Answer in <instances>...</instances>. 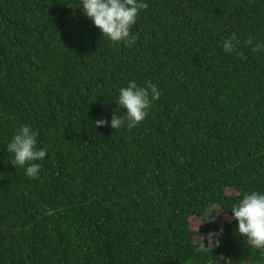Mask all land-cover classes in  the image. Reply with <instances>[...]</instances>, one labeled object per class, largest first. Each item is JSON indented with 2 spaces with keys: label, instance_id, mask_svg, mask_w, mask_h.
I'll list each match as a JSON object with an SVG mask.
<instances>
[{
  "label": "trees",
  "instance_id": "16d2710c",
  "mask_svg": "<svg viewBox=\"0 0 264 264\" xmlns=\"http://www.w3.org/2000/svg\"><path fill=\"white\" fill-rule=\"evenodd\" d=\"M143 2L128 45L80 0H0V264H264L230 212L264 192V0ZM131 80L160 90L146 118L96 126ZM22 124L38 178L10 163Z\"/></svg>",
  "mask_w": 264,
  "mask_h": 264
},
{
  "label": "clouds",
  "instance_id": "9594fccd",
  "mask_svg": "<svg viewBox=\"0 0 264 264\" xmlns=\"http://www.w3.org/2000/svg\"><path fill=\"white\" fill-rule=\"evenodd\" d=\"M84 15L94 27L100 30L103 37L114 43H135L131 28L136 24L141 10L147 8L143 0H80ZM250 43V41H249ZM239 42L235 36L225 39L222 48L226 53L237 51ZM264 48L257 44L256 49ZM161 93L156 84L147 82L140 86L135 80L128 82L126 87L118 90L117 105L124 109V117L113 114L111 121L100 119L96 126L110 123L113 129L122 126L133 128L148 115L153 101L160 99ZM38 132L30 125H20L7 145L11 153L12 165L23 168L25 175L38 178L42 161L47 156V148L38 147ZM231 216L236 222L235 230L257 247L264 248V192L251 191L243 195L231 208ZM223 236V229L207 234L208 247H218Z\"/></svg>",
  "mask_w": 264,
  "mask_h": 264
},
{
  "label": "rangeland",
  "instance_id": "374dc122",
  "mask_svg": "<svg viewBox=\"0 0 264 264\" xmlns=\"http://www.w3.org/2000/svg\"><path fill=\"white\" fill-rule=\"evenodd\" d=\"M226 193L227 195H232L235 192L232 190H227ZM205 216L206 218L210 220H214L219 224L229 223L231 221V219L228 216L222 215L220 210L216 207H211L210 209H208ZM202 224H203V220L201 218L193 217L190 219V225L193 230H198L199 226H201Z\"/></svg>",
  "mask_w": 264,
  "mask_h": 264
}]
</instances>
